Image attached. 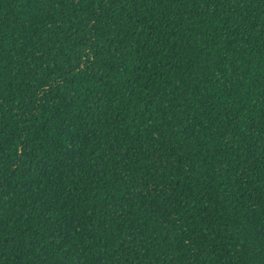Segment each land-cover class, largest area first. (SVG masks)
Returning a JSON list of instances; mask_svg holds the SVG:
<instances>
[{"label":"trees","instance_id":"16d2710c","mask_svg":"<svg viewBox=\"0 0 264 264\" xmlns=\"http://www.w3.org/2000/svg\"><path fill=\"white\" fill-rule=\"evenodd\" d=\"M0 264H264V0H0Z\"/></svg>","mask_w":264,"mask_h":264}]
</instances>
